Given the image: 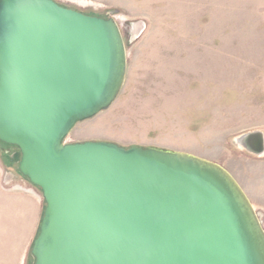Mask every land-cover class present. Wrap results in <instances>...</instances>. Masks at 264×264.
<instances>
[{"label": "water", "instance_id": "95a60500", "mask_svg": "<svg viewBox=\"0 0 264 264\" xmlns=\"http://www.w3.org/2000/svg\"><path fill=\"white\" fill-rule=\"evenodd\" d=\"M116 21L54 0H0V143L40 190L33 264H264V229L224 168L184 152L66 143L126 75ZM264 155V134L237 138Z\"/></svg>", "mask_w": 264, "mask_h": 264}, {"label": "rangeland", "instance_id": "374dc122", "mask_svg": "<svg viewBox=\"0 0 264 264\" xmlns=\"http://www.w3.org/2000/svg\"><path fill=\"white\" fill-rule=\"evenodd\" d=\"M112 17L126 50L112 105L75 126L66 143L114 142L184 152L239 184L264 229V155L237 143L264 134V0H54ZM17 168L19 150L0 143ZM27 264L33 263L28 251Z\"/></svg>", "mask_w": 264, "mask_h": 264}, {"label": "crops", "instance_id": "0c3cea01", "mask_svg": "<svg viewBox=\"0 0 264 264\" xmlns=\"http://www.w3.org/2000/svg\"><path fill=\"white\" fill-rule=\"evenodd\" d=\"M0 149V264H27L44 202L39 189L22 178Z\"/></svg>", "mask_w": 264, "mask_h": 264}, {"label": "trees", "instance_id": "16d2710c", "mask_svg": "<svg viewBox=\"0 0 264 264\" xmlns=\"http://www.w3.org/2000/svg\"><path fill=\"white\" fill-rule=\"evenodd\" d=\"M30 250H31V247H30ZM33 264V263H32Z\"/></svg>", "mask_w": 264, "mask_h": 264}]
</instances>
